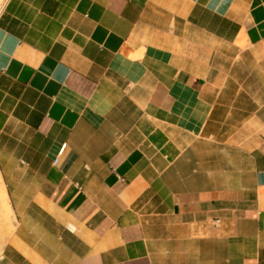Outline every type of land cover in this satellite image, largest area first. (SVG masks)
Wrapping results in <instances>:
<instances>
[{
    "label": "crops",
    "instance_id": "0c3cea01",
    "mask_svg": "<svg viewBox=\"0 0 264 264\" xmlns=\"http://www.w3.org/2000/svg\"><path fill=\"white\" fill-rule=\"evenodd\" d=\"M0 176V264H264V0H8Z\"/></svg>",
    "mask_w": 264,
    "mask_h": 264
},
{
    "label": "bare ground",
    "instance_id": "6f19581e",
    "mask_svg": "<svg viewBox=\"0 0 264 264\" xmlns=\"http://www.w3.org/2000/svg\"><path fill=\"white\" fill-rule=\"evenodd\" d=\"M7 1L8 0H0V13H1L2 9L4 8L5 4L7 3ZM0 207H1V210H3V212H4V216L7 218L10 217L11 211H10V205L8 202V194H7V191L3 185L1 176H0ZM1 220L2 219L0 217V230H1ZM5 220H7V219H5ZM8 221L9 222L11 221L10 218ZM6 223H7V221H6ZM11 230H12V227H10V225H9V226H7V228L5 230H2L1 233L9 235Z\"/></svg>",
    "mask_w": 264,
    "mask_h": 264
},
{
    "label": "rangeland",
    "instance_id": "374dc122",
    "mask_svg": "<svg viewBox=\"0 0 264 264\" xmlns=\"http://www.w3.org/2000/svg\"><path fill=\"white\" fill-rule=\"evenodd\" d=\"M10 211H11L10 217L7 218V217L4 216V212H3V210H1V207H0V217L2 219L1 220V230H0V249H1L2 245L5 243L6 239L9 237V235H7V234H2L1 231L5 230L7 228V226H9V225H10V227H13V224H14V221H15V218L13 217V213H12L11 207H10ZM9 218L11 220L10 222L8 221ZM5 219H7V220H5ZM6 221H7V223H6Z\"/></svg>",
    "mask_w": 264,
    "mask_h": 264
},
{
    "label": "built area",
    "instance_id": "2783aa9c",
    "mask_svg": "<svg viewBox=\"0 0 264 264\" xmlns=\"http://www.w3.org/2000/svg\"><path fill=\"white\" fill-rule=\"evenodd\" d=\"M64 149H65V146L62 147L61 153L64 151ZM217 223H218V221H217Z\"/></svg>",
    "mask_w": 264,
    "mask_h": 264
}]
</instances>
